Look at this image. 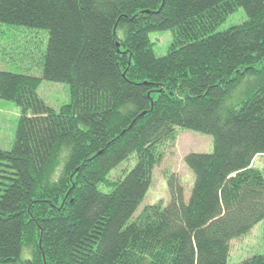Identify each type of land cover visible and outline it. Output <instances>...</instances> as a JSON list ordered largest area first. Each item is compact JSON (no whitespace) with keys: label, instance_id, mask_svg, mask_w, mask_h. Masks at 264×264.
<instances>
[{"label":"trees","instance_id":"1","mask_svg":"<svg viewBox=\"0 0 264 264\" xmlns=\"http://www.w3.org/2000/svg\"><path fill=\"white\" fill-rule=\"evenodd\" d=\"M240 9L245 23L217 31ZM0 23L49 33L40 78L0 71V100L21 110L0 150V264H227L264 220L251 168L264 158V0H0ZM157 32L171 35L160 57ZM41 80L67 84L69 103L43 107ZM177 128L213 151L184 157L188 199L172 175L166 205L132 218Z\"/></svg>","mask_w":264,"mask_h":264},{"label":"rangeland","instance_id":"2","mask_svg":"<svg viewBox=\"0 0 264 264\" xmlns=\"http://www.w3.org/2000/svg\"><path fill=\"white\" fill-rule=\"evenodd\" d=\"M246 21L247 18L240 9L230 15L217 31H224ZM48 40L47 31L0 23V71L40 78ZM149 40L156 55L160 57L166 54L171 35L168 32L152 33ZM37 95L43 107L58 111L61 106L69 103V86L65 83L41 80ZM20 116L21 110L18 107L0 100L1 151H9L12 148ZM174 133L175 142H165L160 147L163 157L160 164L154 168L150 187L132 218L138 216L144 207L158 203L161 207L166 205L169 201L168 181L172 175L176 177L175 182L183 187L184 198L188 199L194 177L185 166L184 157L189 154H211L213 151V139L210 135L178 128ZM135 163L134 156L122 162L107 176L106 183L112 185L119 182ZM251 168L260 170L264 177V158L255 157ZM261 254L264 255V220L254 226L247 235L231 243L227 264H235Z\"/></svg>","mask_w":264,"mask_h":264}]
</instances>
